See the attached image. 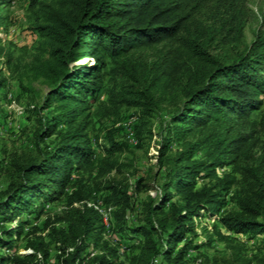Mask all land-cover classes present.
<instances>
[{
    "label": "trees",
    "instance_id": "16d2710c",
    "mask_svg": "<svg viewBox=\"0 0 264 264\" xmlns=\"http://www.w3.org/2000/svg\"><path fill=\"white\" fill-rule=\"evenodd\" d=\"M247 1L61 0L58 9L47 7L48 20L41 25L46 55L37 56L31 71L52 84L44 109L57 102L58 113L37 138L42 145L54 135L59 140L45 151L39 147L40 159L19 168L21 182L0 195V245L9 248L14 236H22L28 220H20L18 228L7 223L30 211L33 201L41 204L34 207L39 215L49 200L65 198L67 207L60 216L46 214L42 228H29L25 247L30 253L7 259L13 264H47L52 244H59L56 264H78L91 240L100 246L104 229L100 212L90 206L88 186L74 176L95 157L84 103L96 101L105 88L109 62L114 70L126 69L129 74L126 67L132 70L133 53L163 43L170 48L160 59L140 68L148 85L135 77L138 87L134 84L124 89V95L120 92L122 101L147 113L155 105L153 90H174L181 106L173 124L184 118L188 130L209 133L195 145L205 148L201 158H194L192 150L179 155L175 170L151 198L144 225L127 228L123 218L119 221V232L133 251L129 264H153L159 257L185 264L187 248L175 253V245L196 234V220L203 214L217 217L213 227L218 234L222 229L236 234L264 232V40L222 60L210 53L223 33L242 32L240 13ZM206 10L219 25L197 19ZM88 56L94 58L93 64H74ZM256 147L263 152L257 164L252 162ZM167 153L164 143L158 149L160 167ZM224 167L231 170L219 175ZM231 196L236 207L227 209ZM103 244L97 264H112L116 249Z\"/></svg>",
    "mask_w": 264,
    "mask_h": 264
},
{
    "label": "rangeland",
    "instance_id": "374dc122",
    "mask_svg": "<svg viewBox=\"0 0 264 264\" xmlns=\"http://www.w3.org/2000/svg\"><path fill=\"white\" fill-rule=\"evenodd\" d=\"M60 4L61 0H0V195L7 194L11 187L21 182L19 168L40 159L39 147L45 151L59 140L54 135L42 145L37 138V134L48 124L47 120L53 113H58L54 110L58 103L44 109L45 100L53 90L52 84L44 78L35 77L31 64L37 56L46 55L41 25L48 20L47 7L58 9ZM242 5V32L234 29L223 33L224 36H220L210 49L211 55L219 60L245 53L256 40H264V0H248ZM197 19L208 26L219 25L209 10L198 14ZM169 48L170 45L163 43L136 51L130 57L132 70L129 65L126 67L129 74L126 69L114 70V63L109 62L105 88L96 101L84 103L86 114L91 119L88 134L95 157L91 164L74 176L88 186L90 206L99 210L104 229L100 246H95L91 240L83 260L78 264H97V257L104 253L103 243L116 249L111 254L112 264H129L133 251L128 248L131 243L119 232V221L123 218L127 228L144 225L151 198L157 197L167 176L175 170L179 155L192 150L194 158H201L205 152V148L195 145L208 135V129L188 130L184 118L173 124L172 118L181 106V99L174 90H153L155 105L147 113L140 107L123 102L121 97L125 88L134 84L138 87L135 77L141 80L142 85H148L141 79L140 68L144 64L152 66ZM93 63L94 58L88 56L74 64ZM120 92L123 93L121 96ZM261 98L264 100V94ZM259 112L257 110L256 114L259 115ZM164 143L168 145V153L160 167L158 149ZM262 153L256 147L252 162L257 164ZM230 170L231 167H224L218 172L224 175ZM138 187L144 189L138 192ZM32 204L33 208L21 218L7 223L8 227L18 228L21 221L28 220L22 236H14L9 248L0 245V263L13 264L14 256L28 254L25 245L29 228H42L46 214L60 216L67 207L65 198L49 200L45 202V212L39 215L34 207L41 204L38 201ZM235 207L231 196L227 209ZM109 208L112 210L109 211ZM107 211L110 213V227L105 222ZM215 223L217 217L203 214L196 220V234L176 243L175 253L183 246L187 248L185 264H264V232L236 234L222 229L218 234L213 227ZM57 225L61 227L65 223L58 222ZM44 234L48 235V232ZM139 238L143 240L144 236ZM47 241H50L49 236ZM51 247L47 264H56L59 244H52ZM11 256L10 261L7 258ZM153 264L170 263L159 257Z\"/></svg>",
    "mask_w": 264,
    "mask_h": 264
},
{
    "label": "built area",
    "instance_id": "2783aa9c",
    "mask_svg": "<svg viewBox=\"0 0 264 264\" xmlns=\"http://www.w3.org/2000/svg\"><path fill=\"white\" fill-rule=\"evenodd\" d=\"M112 210V208H109V211H111ZM109 211H107V216L105 217V222H106V225L108 226V227H110V223L108 222L109 221V215H110V213H109ZM73 249H69V251H72ZM29 252L28 253H30L31 251L30 250H28Z\"/></svg>",
    "mask_w": 264,
    "mask_h": 264
}]
</instances>
